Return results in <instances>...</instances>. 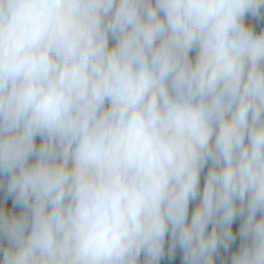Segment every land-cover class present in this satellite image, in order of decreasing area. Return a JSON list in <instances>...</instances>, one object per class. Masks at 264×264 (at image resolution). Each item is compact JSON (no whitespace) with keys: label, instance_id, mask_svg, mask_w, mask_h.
<instances>
[{"label":"clouds","instance_id":"1","mask_svg":"<svg viewBox=\"0 0 264 264\" xmlns=\"http://www.w3.org/2000/svg\"><path fill=\"white\" fill-rule=\"evenodd\" d=\"M264 264V0H0V264Z\"/></svg>","mask_w":264,"mask_h":264},{"label":"trees","instance_id":"2","mask_svg":"<svg viewBox=\"0 0 264 264\" xmlns=\"http://www.w3.org/2000/svg\"><path fill=\"white\" fill-rule=\"evenodd\" d=\"M177 264H178V262H177Z\"/></svg>","mask_w":264,"mask_h":264}]
</instances>
